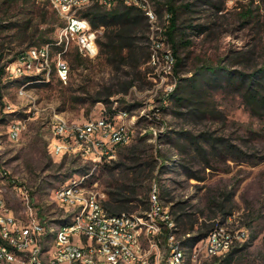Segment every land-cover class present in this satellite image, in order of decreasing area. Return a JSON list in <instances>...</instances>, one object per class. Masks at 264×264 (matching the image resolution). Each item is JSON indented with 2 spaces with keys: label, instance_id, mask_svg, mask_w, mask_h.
Wrapping results in <instances>:
<instances>
[{
  "label": "rangeland",
  "instance_id": "obj_1",
  "mask_svg": "<svg viewBox=\"0 0 264 264\" xmlns=\"http://www.w3.org/2000/svg\"><path fill=\"white\" fill-rule=\"evenodd\" d=\"M187 1L193 3L191 10L181 8ZM174 2L180 7L178 25L185 31L181 38L191 41L179 47L183 64L174 68L175 58L170 62L166 57L172 50L163 34L169 24L164 7L144 33L150 39L153 57L140 67L142 74L130 88L109 97L111 103L103 97L107 90L119 87L115 83L125 79L124 69L116 71L100 54L73 66L74 42L62 55L70 67L65 82L54 71L48 78L34 74L11 78L5 68L0 76V192L17 218L27 216L20 187L27 188L35 211L42 210V216L51 220L59 216L51 189L73 167L69 158L58 167L63 155L51 154L52 122L58 117L84 122L103 115L108 105L124 107L127 123L132 125V137L125 147L139 145L145 159L151 153L156 157L155 149L159 151L152 177L147 174L140 180L138 191L148 195L156 185L178 237L194 236L198 229L209 228L216 221L244 229L246 236L238 245L241 250L231 262H223L222 256L205 264H264V115L252 113L236 92L222 86L206 85L199 104L179 107L165 99L184 78L192 77L201 61L231 62L233 68L247 70L259 66L264 61V0ZM246 8L252 11L249 19L241 16ZM51 11L50 5L37 0H0L2 22L17 21L22 26L0 30V65L12 62L49 27L48 34L56 39L61 19L45 22ZM29 19V28L18 29ZM51 49L54 63L56 51ZM247 53L251 56L246 65L235 58ZM98 95L101 99L93 101ZM17 124L19 136L14 139L9 132ZM178 131H187L195 140ZM163 133H168L170 140ZM146 134L147 138L138 142V137ZM228 143L249 157H235L236 150ZM123 151L124 147L116 149L112 160L122 161L119 166L110 162L108 169L100 164L89 175V187L102 200L107 198L106 184L112 173L117 179L133 174L132 163L121 156ZM186 167L200 178L190 176ZM139 197L145 199L143 194Z\"/></svg>",
  "mask_w": 264,
  "mask_h": 264
},
{
  "label": "built area",
  "instance_id": "obj_2",
  "mask_svg": "<svg viewBox=\"0 0 264 264\" xmlns=\"http://www.w3.org/2000/svg\"><path fill=\"white\" fill-rule=\"evenodd\" d=\"M37 1H46L62 20L54 42L59 47L56 59L52 63L51 44L33 45L8 63L6 73L11 78L29 74L48 78L54 71L65 82L70 67L62 55L70 43L90 59L99 52L101 27H93L80 10L93 4L109 7L117 0ZM119 1L139 7L150 27L155 23L153 0ZM166 57L173 60L171 53ZM127 118L128 111L122 108L113 116L104 112L84 122L62 117L52 122L51 154L88 162L89 169L51 189L61 212L52 220L33 209L27 188H19L25 219L14 215L0 192V264H205L244 240V229L217 222L193 245L184 243L155 184L149 192V207L142 212L110 214L104 209L102 199L88 185L89 175L98 165L113 160L119 145L130 141L132 125ZM9 134L18 138L19 125H13Z\"/></svg>",
  "mask_w": 264,
  "mask_h": 264
},
{
  "label": "trees",
  "instance_id": "obj_3",
  "mask_svg": "<svg viewBox=\"0 0 264 264\" xmlns=\"http://www.w3.org/2000/svg\"><path fill=\"white\" fill-rule=\"evenodd\" d=\"M12 1L18 2L20 0H10V2ZM39 2L46 5L48 4L46 1ZM154 3L155 10L158 14L162 13L161 9L164 7L165 11L169 13V24L166 26L163 34L170 42L172 50L171 56L172 59L175 58L174 68H177V66L183 64V58L179 55L178 51L179 47L184 44L188 46L191 42L190 39L181 38V36L185 35V31H182L181 27L178 25V8L180 7L175 5L174 0H165L164 2L155 0ZM183 4L184 5L181 8L191 10V5L193 3L187 1ZM251 12L250 8H246L242 10L241 16L245 19H249L252 15ZM80 14L83 17H86L93 27L103 28L97 40L99 46L98 55H103L104 61L114 66L116 71L121 68L124 69V74L126 76L125 79H119L115 83L117 86L119 85V87L117 89H109L105 92L103 100L104 102H110V96L114 93H119L122 90L126 91L132 86V84H134L135 79L139 78L142 74L140 67L152 58L150 39L148 35L144 34L149 30L150 23L139 7L127 5L119 0L115 1L109 7L100 4L86 6L80 10ZM48 19L49 20H46L45 22L50 21L53 23L61 18L56 10L52 8L51 18ZM188 26L192 27L193 25L189 24ZM17 27H22L17 21L3 23L0 19V30ZM29 27L30 19L23 24V28L18 29ZM51 30L52 27L45 29L38 35L37 41H32L30 43V46L49 43L53 46L52 48L55 51L59 50V47L54 44L55 40L48 34ZM142 40H146V43L145 41L142 43ZM249 54L250 53L241 54L235 58L244 62V65H246V62L250 61L251 55ZM14 58H16V55L13 59ZM86 58L87 57L83 56L76 48L75 51H73L72 56L73 66L83 64ZM8 63L0 65V76L5 73V68ZM229 63L231 62H227L226 64H216L212 61H201V64L195 69L193 75H191L192 77L184 78L173 91L166 94L165 99H169L170 102H174V104L179 107L188 106L189 104H199V98L200 96H203V91L206 85L210 87L222 86L225 89L236 92L241 97L245 108L249 109L252 113L264 115V61L259 66H254L250 70L233 68ZM100 99L101 97L98 95L93 98V101ZM162 109L164 110L166 108L162 107ZM117 110L118 108H113L111 105H108L105 113L109 116H113ZM177 134L188 137L190 136V138L194 140L196 137L192 136L187 131H178ZM147 136L148 134L138 137V142L146 139ZM163 137L167 140H170L171 138L168 133H163ZM192 142L194 141L192 140ZM228 145L236 150L237 154L235 157H238L241 160L245 157H249L242 149L236 147V145L231 143H228ZM125 146L127 145L122 144L119 145L118 148L124 147L121 156L124 161L126 160L132 163V165H129V168L133 167V174L131 177H126L124 175V179H117L115 176L113 177L112 173L111 178L106 184L108 188L106 191L107 198L102 200L104 209L110 214H118L121 212L134 213L135 210H137L136 212H142L149 207V193L147 195L146 191H138V182L147 174L146 177H152L151 173L155 167L156 160L159 159V151L155 149L156 157L151 153L149 157L145 159L140 154L142 151L139 150V145ZM67 158H69V162L73 168L64 175L63 179H60L62 180L61 182L73 174L83 173L89 169L88 162H83L82 160L68 157L67 155H63L58 167L63 166ZM167 159L169 158H166V160ZM110 162H112V160L109 162H103V167L110 169L112 167V165H109ZM121 162L122 161L120 160H114L112 163L119 166ZM186 171L190 176L200 178L188 167H186ZM142 194L145 199L139 197V195ZM38 213L39 216H42V210L38 211ZM175 219L177 220V217H175L174 220ZM217 222L218 221L215 223ZM215 223H213L211 227ZM211 227H205L204 229L200 228L194 236H189L182 240L186 244H192L194 241L203 238ZM190 228H193V224L190 225ZM240 250V246H234L225 254L223 262H231Z\"/></svg>",
  "mask_w": 264,
  "mask_h": 264
}]
</instances>
